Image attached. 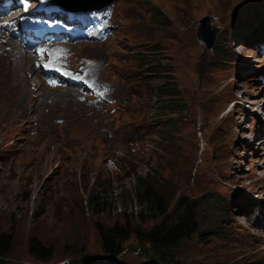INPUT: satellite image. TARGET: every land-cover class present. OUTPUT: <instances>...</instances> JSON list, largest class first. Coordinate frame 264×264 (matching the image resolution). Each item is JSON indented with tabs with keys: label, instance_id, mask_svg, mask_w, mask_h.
Wrapping results in <instances>:
<instances>
[{
	"label": "rangeland",
	"instance_id": "1",
	"mask_svg": "<svg viewBox=\"0 0 264 264\" xmlns=\"http://www.w3.org/2000/svg\"><path fill=\"white\" fill-rule=\"evenodd\" d=\"M2 7L0 59L15 40L27 51L22 75L35 78L12 88L0 77V239L10 242L0 264H163L135 237L114 257L101 241L100 230L116 224L147 230L159 223L135 195L149 185L161 187L173 204L182 198L197 214V231L174 248L173 264H264L258 210L264 191H253L264 188V0H115L104 7L101 16L107 8L113 12L111 29L105 27L110 37L103 32L109 38L98 44L75 41L72 63L82 66L81 56L96 63L97 80L113 89L109 106L89 100L97 88L66 93L56 104L43 99L36 84L48 80L27 60L36 44L13 34ZM208 15L219 28L213 48L197 37ZM72 18L98 19L89 11ZM153 43L171 64L188 105L183 113L158 110L154 92L161 79L149 72L146 53ZM96 49L102 59L91 54ZM24 89L33 93L25 98ZM237 95L243 105L226 114ZM162 115L176 126L170 133ZM99 191L114 207L95 213L89 200ZM34 242L51 256L32 252Z\"/></svg>",
	"mask_w": 264,
	"mask_h": 264
},
{
	"label": "trees",
	"instance_id": "2",
	"mask_svg": "<svg viewBox=\"0 0 264 264\" xmlns=\"http://www.w3.org/2000/svg\"><path fill=\"white\" fill-rule=\"evenodd\" d=\"M260 39H264V31L260 35ZM146 53L150 54L149 72L153 76L161 79V83H157L154 96L158 100V110L162 114H177L187 110L188 105L181 96L175 76L172 73L170 62L163 63L161 50L163 47L160 43H153L146 49ZM157 54V55H153ZM153 56V57H152ZM164 118V126L168 129V133L175 129V124L171 122V117L162 115ZM136 198L140 203H145V212L148 218L160 221L154 227L141 230L134 223L127 221V226L122 227L118 224L109 227V229H101L102 246L106 254L117 256L126 249L124 244L130 238L135 237L139 247L143 248L144 253L155 261L163 264H173L175 262L174 248L186 238H189L197 231L196 220L197 214L194 208L186 206V202L180 198L175 204L172 199L168 198V194L161 187L149 185L144 191L138 189ZM127 197L123 202L127 206ZM90 207L95 213H102L114 207V201L106 196H102L100 191L90 195ZM182 204V206L179 205ZM129 217L128 213L124 214ZM141 211L139 217H143ZM146 219V218H145ZM10 250L9 238L0 239V254H5ZM32 252L40 257H49L52 254L51 249L42 247L38 242H34L31 248Z\"/></svg>",
	"mask_w": 264,
	"mask_h": 264
},
{
	"label": "bare ground",
	"instance_id": "3",
	"mask_svg": "<svg viewBox=\"0 0 264 264\" xmlns=\"http://www.w3.org/2000/svg\"><path fill=\"white\" fill-rule=\"evenodd\" d=\"M19 1L20 0H14L11 3V15H14L16 10H18L17 8L19 6ZM25 3L28 4L31 9L35 8L38 11L37 16L44 18L47 24H54L56 26L54 31L45 34L46 37L45 41L29 49L31 52H29V56L27 60L30 59L31 57L30 60L32 61L34 66L33 70L36 71L37 69H39L42 73H44V75L48 80V82H46L44 79H42V85L36 84V86L40 87V91H38V94L43 96L44 97L43 99H45L46 101H49L48 98H51V101H49L50 104H56L58 98L65 97L64 95L66 93L72 95L79 94L81 96L97 88L98 90L95 91L96 93L92 94L89 97V100L95 102L96 100L94 99V96L99 95L100 100H102L106 104L109 103V100L115 101L116 99L113 95V89H109L104 81L97 80V77L95 76L96 72H94L92 66L84 65L83 62H82V66H72L71 69L76 70V72L79 73L78 78L74 82L68 81L64 76H62L56 71L53 72L51 71V65L55 61L57 60L63 61L64 59L68 58L73 54L74 52L73 48L77 44L75 41H78V39L71 37V35L67 32H61L58 30V28L61 25H64L68 22V18L65 17L64 13H60L54 10L52 8L53 3L51 1L25 0ZM39 4H46L47 7L45 8V10H38ZM112 13H113L112 9H110L101 18L99 22L97 23L94 22L88 27L78 30V35L82 36L83 39H85L86 41H95V44H98V42L102 40V38L98 33L100 26L104 23H107L110 24L109 28L111 29ZM24 53L27 54V51L19 47L15 40L12 41L11 48L8 51L4 50L2 53V56H4L5 58L0 59V64H1L0 77L5 80L8 79L10 81V85L12 86V88L16 87L17 80L23 83L25 87L27 80H29L30 83L35 78L34 72L33 75L29 78L27 77V75L25 76L22 75L23 71L26 72V68H25L26 62L24 60ZM97 53H100V49H96L91 52L93 56H97ZM75 57L76 56L74 55V58ZM98 58L102 59L100 57ZM6 64L7 67L5 68ZM66 82H69V84L71 85H76V86L80 85L78 91L72 88L69 84H65ZM24 90H25V98L28 96V94L33 93L31 91H27L26 89ZM52 93H57L55 98L53 97ZM39 95L36 96L40 98ZM72 95L70 97H72ZM239 96L240 98L242 97V95ZM16 98L17 97L14 98V101ZM90 106L92 105L90 104ZM93 106H95L98 109L106 108V106H100L96 103H94ZM235 109L232 111H235ZM89 121L93 122V119H90ZM253 191L263 192L264 188L256 189V190L253 189ZM255 208L256 207L251 206L248 208V211H252ZM258 210H259V214L264 215V206H261L260 208H258ZM261 221L264 222V218Z\"/></svg>",
	"mask_w": 264,
	"mask_h": 264
},
{
	"label": "water",
	"instance_id": "4",
	"mask_svg": "<svg viewBox=\"0 0 264 264\" xmlns=\"http://www.w3.org/2000/svg\"><path fill=\"white\" fill-rule=\"evenodd\" d=\"M58 4L62 5L69 11H91L99 10L113 3L115 0H56ZM197 31V37L205 43L207 48H213L217 39L219 28L213 24L212 16H205L200 19Z\"/></svg>",
	"mask_w": 264,
	"mask_h": 264
}]
</instances>
